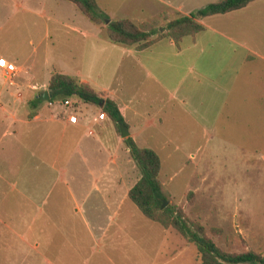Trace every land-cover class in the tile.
Returning a JSON list of instances; mask_svg holds the SVG:
<instances>
[{"label": "crops", "instance_id": "obj_1", "mask_svg": "<svg viewBox=\"0 0 264 264\" xmlns=\"http://www.w3.org/2000/svg\"><path fill=\"white\" fill-rule=\"evenodd\" d=\"M212 1L95 3L107 20L126 18L139 24L162 14L188 15ZM2 8L31 15L32 24L40 22V39L75 34L74 65L56 70L112 100L135 144L144 128L155 130L164 120L172 124L191 113L204 118L206 110H213L219 127L214 130L215 141L222 142L223 130L239 136L234 133L242 126L250 130L257 126L264 141V0L198 19L203 28L181 37L177 46L161 37L142 49L109 41L102 28L65 0H0ZM0 59L17 65L2 54ZM3 74L0 67V139L7 138L5 147L10 151L0 154V178L14 175L16 179L8 182L11 199L6 201L7 205L18 201L16 210L3 209L0 202V251L7 255L5 264H135L134 249L141 252L150 230L157 234L154 254L162 255L160 264L172 261L169 229L143 217L126 196L138 176L126 182L117 146L108 148L95 129L103 119L79 116L76 124H69L59 116V106L29 102L31 93H42L50 74L45 82L30 85L26 76L10 87ZM136 87L156 95L153 100L158 104L151 116L135 106ZM31 105L35 112L29 116ZM127 115L142 120L132 121ZM36 126L40 139H45L40 151L26 144ZM73 159L83 166L77 167ZM9 255L21 258L16 263L8 260Z\"/></svg>", "mask_w": 264, "mask_h": 264}, {"label": "rangeland", "instance_id": "obj_2", "mask_svg": "<svg viewBox=\"0 0 264 264\" xmlns=\"http://www.w3.org/2000/svg\"><path fill=\"white\" fill-rule=\"evenodd\" d=\"M152 20H155L153 25L146 22L147 28L152 26L156 30L159 27L160 30L164 27L162 18ZM52 34L51 30L50 36H53ZM41 35V24L38 21L32 24L31 15H23L20 12L11 14L8 8L0 10V54L17 64L14 65L13 73L3 70L9 87L16 82L21 84L26 76L30 78V85L38 84L43 80L45 82L48 74L57 71L56 69H59L61 65L68 67L74 65L76 58L74 54H71L75 42L72 38L75 37L74 33L68 32V35L64 33L61 37L59 35L57 38L50 39L46 37L40 39ZM28 39L31 42L28 43ZM24 58L27 60L23 61ZM46 84L43 91H46L48 96ZM141 88L136 87L135 91L133 88L128 89V93L134 91L136 105L133 104L140 113L147 111L151 116L158 104L153 100L156 95L152 90L142 91ZM39 96L41 97V93L38 91L35 96L31 93L29 102ZM42 103H46L47 106H59L62 109L59 116L63 117L64 111L60 99L48 101V98L45 100L41 98L40 101L36 100L35 104ZM97 110L90 104H82L79 107L80 116H89V119ZM33 112H35L34 108L30 113L33 114ZM196 114L198 115V113H191L188 118L181 115L172 124L171 122L166 124L164 120L157 129L144 128L136 137L137 146L152 149L159 159L157 180L167 195L163 206L172 205L180 209L188 220L200 224L204 234L220 249L234 253L250 250L264 257V141L262 142V136L256 132L257 126L252 130L250 127L242 126L238 127L239 130L234 133L240 134L239 136L230 135L223 130L222 142L215 141L214 130L219 127L215 126L213 110L204 111V118H198ZM127 116L131 118L130 115ZM131 120L140 122L142 118H131ZM95 129L100 131L108 148L117 146V151L115 150L118 156L117 162L124 163L123 165L121 163L120 167H122V174L126 172V182H130V178L134 175L139 177L138 170L119 136V131L115 130L112 122L106 117ZM31 136V141L26 144L36 151L42 150L45 139H40L39 127L36 126L31 130ZM6 139V137L0 139V154L6 155L10 151L5 147ZM72 161L77 167L83 166L80 161L76 162L74 159ZM2 176L3 178H0L1 206L3 209L6 207L9 210H16L17 199H12L11 204L7 205V201L11 199L7 197L8 182L16 178L10 174ZM9 194L15 195V192ZM165 229H169L174 241V258L172 261L168 260V264H197L194 246L181 238L172 228ZM148 235L151 237L144 238L141 252L136 253V248L134 249L135 264L136 262L160 264L163 260L161 254H154V240L157 234L150 230ZM6 256L0 251L1 264L6 263ZM20 258L21 255H9L8 260H17L16 263H18Z\"/></svg>", "mask_w": 264, "mask_h": 264}, {"label": "trees", "instance_id": "obj_3", "mask_svg": "<svg viewBox=\"0 0 264 264\" xmlns=\"http://www.w3.org/2000/svg\"><path fill=\"white\" fill-rule=\"evenodd\" d=\"M91 23L101 27L105 37L117 44L142 49L161 37H168L175 46L181 37L192 35L203 28L198 19L222 14L243 7L250 0H215L195 9L188 15L175 14L172 18L161 15L164 27L156 30L147 23L154 24L155 20L135 24L126 18L107 20V15L98 9L95 0H65ZM46 88L48 101L65 97L77 98L84 105H93L105 113L112 122L115 130L121 124L126 127L114 102L103 97L101 92L94 91L87 83L55 71L49 75ZM41 100L37 97L32 103ZM29 114V116H31ZM122 142L127 148L129 157L138 170L139 177L127 190V198L146 219L158 223L161 227L172 228L186 242L191 243L196 252L197 264H264V257L247 250L244 252H227L220 249L204 234L203 228L197 222L188 220L180 209L172 205L161 207L167 199L162 190L157 173L159 159L156 153L148 147L137 146L129 137H123Z\"/></svg>", "mask_w": 264, "mask_h": 264}, {"label": "built area", "instance_id": "obj_4", "mask_svg": "<svg viewBox=\"0 0 264 264\" xmlns=\"http://www.w3.org/2000/svg\"><path fill=\"white\" fill-rule=\"evenodd\" d=\"M3 63H0V67L9 73H13L15 71V66L11 62H7L4 59H0ZM61 107L63 108V117L65 121L69 124H76L78 122L80 111L79 107L82 105V101L77 98L65 97L60 100ZM106 118L104 112L97 110L94 114L93 119L102 120Z\"/></svg>", "mask_w": 264, "mask_h": 264}, {"label": "water", "instance_id": "obj_5", "mask_svg": "<svg viewBox=\"0 0 264 264\" xmlns=\"http://www.w3.org/2000/svg\"><path fill=\"white\" fill-rule=\"evenodd\" d=\"M41 98L42 99H47L48 98V96H47V92L46 91H42V93H41ZM118 131H119V136L121 137V138H123V137H126L127 136V130L125 129V127L123 126V125H121V124H119L118 125ZM164 205V202L161 204V207Z\"/></svg>", "mask_w": 264, "mask_h": 264}, {"label": "snow or ice", "instance_id": "obj_6", "mask_svg": "<svg viewBox=\"0 0 264 264\" xmlns=\"http://www.w3.org/2000/svg\"><path fill=\"white\" fill-rule=\"evenodd\" d=\"M0 63H3L2 61H0Z\"/></svg>", "mask_w": 264, "mask_h": 264}]
</instances>
